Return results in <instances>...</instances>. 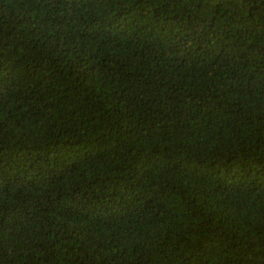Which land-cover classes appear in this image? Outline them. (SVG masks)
<instances>
[{"label":"trees","instance_id":"obj_1","mask_svg":"<svg viewBox=\"0 0 264 264\" xmlns=\"http://www.w3.org/2000/svg\"><path fill=\"white\" fill-rule=\"evenodd\" d=\"M0 264H264V0H0Z\"/></svg>","mask_w":264,"mask_h":264}]
</instances>
